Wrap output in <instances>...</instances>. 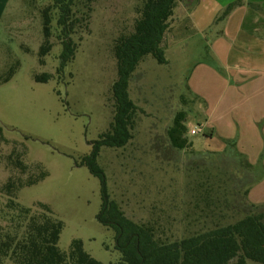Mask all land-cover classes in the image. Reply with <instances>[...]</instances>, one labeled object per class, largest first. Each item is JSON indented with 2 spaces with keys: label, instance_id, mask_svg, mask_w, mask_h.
Instances as JSON below:
<instances>
[{
  "label": "rangeland",
  "instance_id": "1",
  "mask_svg": "<svg viewBox=\"0 0 264 264\" xmlns=\"http://www.w3.org/2000/svg\"><path fill=\"white\" fill-rule=\"evenodd\" d=\"M135 1L94 3L86 27L81 22L75 28L73 40H82L60 74L56 73L61 47L55 15L52 48L39 56L44 40L41 12L52 0H9L0 20V187L9 176L23 183L28 178L11 167L9 154L18 155L28 167L38 165L45 177L21 187L17 203L28 208L46 205L63 224L58 249L68 253L71 241L80 240L84 251L102 264L117 257L113 232L95 220L99 182L79 163L112 120L111 85L116 79L112 46L121 25L130 27L122 20ZM188 1V5L177 3L164 34L167 63L145 56L130 78L129 98L136 106L131 139L122 148L102 147L97 163L111 198L133 220L146 219L151 208L156 211L160 202L165 205L171 198L189 205L196 197L193 185L206 182L218 168L224 176L230 170L229 183L221 188L226 197H217L220 204L227 201L228 207L235 199L231 184L241 183L240 190L235 188L240 198L247 205L263 206L264 214V142L257 149L251 140L238 142L211 133L205 95L217 99L219 65L209 52L212 38L197 32L192 22L198 0ZM208 4L202 3L203 14ZM209 68L213 70L206 75ZM42 75L50 78L36 80ZM178 112L185 115L184 137L191 145L183 150L171 147L167 138ZM191 129L197 132L192 135ZM199 206L203 208L202 203ZM226 206L221 224L239 217Z\"/></svg>",
  "mask_w": 264,
  "mask_h": 264
},
{
  "label": "trees",
  "instance_id": "2",
  "mask_svg": "<svg viewBox=\"0 0 264 264\" xmlns=\"http://www.w3.org/2000/svg\"><path fill=\"white\" fill-rule=\"evenodd\" d=\"M97 1L52 0V5L42 10L44 40L39 56H44L52 48L51 23L55 15L61 47L57 74L73 60L82 40H73L75 28L81 22L86 27ZM177 3L188 5L190 1L136 0L132 3L130 14L122 20V24L130 27L121 25L112 46L116 67V79L111 85L112 120L98 140L90 143L89 154L79 163L99 182L100 207L95 220L113 232V250L117 252V257L108 264H264V214L260 210L263 206L244 203L239 193L241 183L231 184L235 199L229 203L230 210L239 217L221 224L227 201L221 205L217 197H226L221 194V188L229 183L230 170H225L224 176L223 170L218 168L216 172L209 173L206 182L193 185L191 190L196 192V197L189 205L171 198L163 203L165 205L160 202L156 211L151 208L146 219L137 221L127 217L111 198L105 173L97 163L102 147L122 148L131 139L136 106L129 98L130 78L145 56H151L158 64L167 63L163 40L170 29ZM244 4V0H235L226 5L203 35L210 36L212 40L220 36L223 21L235 8ZM49 78V75H42L36 80ZM184 120V113L178 112L167 130L169 144L177 150L191 148L184 137ZM7 160L14 170L28 175V178L23 183L20 178L9 176L0 187V264H102L84 251L80 240L71 241L68 253L58 249L62 222L46 205L28 208L16 201L21 187L37 183L45 173L38 165L28 167L23 164L15 153L9 154ZM201 203L203 208L199 206ZM172 228H175V234H172Z\"/></svg>",
  "mask_w": 264,
  "mask_h": 264
},
{
  "label": "crops",
  "instance_id": "3",
  "mask_svg": "<svg viewBox=\"0 0 264 264\" xmlns=\"http://www.w3.org/2000/svg\"><path fill=\"white\" fill-rule=\"evenodd\" d=\"M233 1L198 0L191 15L197 32L208 30ZM8 2L0 0V20ZM205 2L209 4L203 14ZM244 2L223 21L222 34L209 46L221 86L217 99L205 95L206 121L214 128L211 133L238 142L251 140L258 149L264 142V0Z\"/></svg>",
  "mask_w": 264,
  "mask_h": 264
},
{
  "label": "built area",
  "instance_id": "4",
  "mask_svg": "<svg viewBox=\"0 0 264 264\" xmlns=\"http://www.w3.org/2000/svg\"><path fill=\"white\" fill-rule=\"evenodd\" d=\"M196 132H197V130H193V129L190 130V134H192V135L195 134Z\"/></svg>",
  "mask_w": 264,
  "mask_h": 264
}]
</instances>
